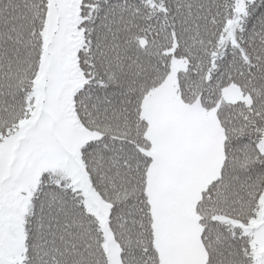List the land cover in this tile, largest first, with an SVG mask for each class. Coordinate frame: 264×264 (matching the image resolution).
<instances>
[{"label":"snow or ice","instance_id":"6c2138e0","mask_svg":"<svg viewBox=\"0 0 264 264\" xmlns=\"http://www.w3.org/2000/svg\"><path fill=\"white\" fill-rule=\"evenodd\" d=\"M0 264H264V0H0Z\"/></svg>","mask_w":264,"mask_h":264}]
</instances>
